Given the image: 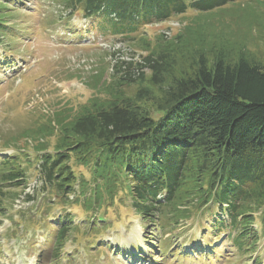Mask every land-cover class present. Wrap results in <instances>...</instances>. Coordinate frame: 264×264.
Wrapping results in <instances>:
<instances>
[{
	"label": "trees",
	"instance_id": "16d2710c",
	"mask_svg": "<svg viewBox=\"0 0 264 264\" xmlns=\"http://www.w3.org/2000/svg\"><path fill=\"white\" fill-rule=\"evenodd\" d=\"M9 1L22 0H0V39L12 32L6 29L12 14L2 11ZM230 1L59 0L58 5L67 14L78 11L102 36L131 40L143 26L187 10H215ZM164 39L146 47L142 64L150 71L149 86L137 89L140 104L112 88L106 97L88 99L72 119L58 120L51 151L41 142L36 147L34 168L47 188L44 209L54 227L47 239L52 250L78 225L71 203L98 211L106 197L112 202L117 192L125 191L142 222L165 223L169 233L180 222H197L203 238L211 233L216 240L227 233L231 249L254 258L259 237L252 227L255 207L261 208L264 232V65L241 48L234 54L207 49L205 34L188 25L183 33ZM138 79L118 77L117 83ZM144 100L152 103L150 108ZM22 157L19 152L0 157L1 197L3 190L26 185ZM79 165L88 170V179L76 175L73 167ZM98 221L93 215L83 226L98 235ZM161 240L169 249L171 243L163 236ZM176 253L177 258L192 257Z\"/></svg>",
	"mask_w": 264,
	"mask_h": 264
},
{
	"label": "rangeland",
	"instance_id": "374dc122",
	"mask_svg": "<svg viewBox=\"0 0 264 264\" xmlns=\"http://www.w3.org/2000/svg\"><path fill=\"white\" fill-rule=\"evenodd\" d=\"M58 3L9 1L2 10L12 14L6 26L12 32L0 39V157L23 153L27 182L24 187L3 190L5 196H0L5 208L0 214V264H264V232L258 219L261 208L252 209L257 211L252 227L259 237L254 258H248L231 249L227 233L216 240L211 233L203 238L204 229L197 222H174L172 233L165 230V223L142 222L125 191L117 192L112 202L106 197L107 204L98 211L87 210L70 196L78 225L52 250L47 239L54 227L48 224L44 209L49 196L34 168L39 142L51 151L58 136L55 124L61 118L72 119L88 99L106 97L108 90L117 87L140 104L143 100H137V89L149 86L150 71L142 64L146 47L164 37L172 39L187 25L205 34L207 49H231L234 54L241 48L264 65V0H231L207 12L187 10L141 27L131 40L98 34L78 11L67 14ZM118 77L138 81L120 86ZM147 100L144 104L150 108L152 103ZM152 114L158 115L154 110ZM25 157L30 158V165ZM73 169L76 175L89 178L85 167ZM18 195L24 198L20 209L14 207ZM93 215L99 219L98 235L83 226L84 219ZM162 236L171 243L169 249ZM177 251L192 257L177 258Z\"/></svg>",
	"mask_w": 264,
	"mask_h": 264
},
{
	"label": "built area",
	"instance_id": "2783aa9c",
	"mask_svg": "<svg viewBox=\"0 0 264 264\" xmlns=\"http://www.w3.org/2000/svg\"><path fill=\"white\" fill-rule=\"evenodd\" d=\"M18 202V201H17Z\"/></svg>",
	"mask_w": 264,
	"mask_h": 264
}]
</instances>
